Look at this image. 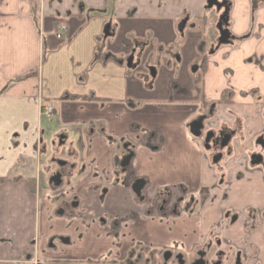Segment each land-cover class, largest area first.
Returning <instances> with one entry per match:
<instances>
[{
    "label": "crops",
    "instance_id": "obj_1",
    "mask_svg": "<svg viewBox=\"0 0 264 264\" xmlns=\"http://www.w3.org/2000/svg\"><path fill=\"white\" fill-rule=\"evenodd\" d=\"M218 1L229 4L231 40L213 49L218 59L201 78L215 73L223 88L183 84L170 65L161 72L168 81L147 86L144 67L123 62L140 44L157 53L178 43L195 65L216 23L206 15L207 0H0V264H117L109 249L85 244L188 252L213 235L264 264V170L249 163L253 154L264 156L255 144L264 140V0ZM41 105L53 108L49 120L60 131L77 137L66 191L42 186L50 156ZM208 112L206 127L232 133L216 165L189 131ZM160 121L173 130L158 133ZM126 146L133 178L145 182L146 209L117 180ZM175 187L183 200L203 190L207 200L190 212L159 213L156 195ZM58 197L76 199L77 208L59 205L55 215ZM130 213L135 218L112 237L104 217ZM228 213L237 217L233 224Z\"/></svg>",
    "mask_w": 264,
    "mask_h": 264
},
{
    "label": "rangeland",
    "instance_id": "obj_2",
    "mask_svg": "<svg viewBox=\"0 0 264 264\" xmlns=\"http://www.w3.org/2000/svg\"><path fill=\"white\" fill-rule=\"evenodd\" d=\"M222 1L221 3L223 4ZM226 10V11H225ZM226 12L227 13V8H225L224 4H223V9L220 12H217L216 8H211L210 10L207 11L206 15L208 17H211L214 19L215 25L213 26V28L207 30V40L204 42V51L201 54V58L199 59V61L195 64V65H190L189 66V58H187V54L182 51L181 45L180 44H175L173 45L171 48H167V49H157V53H154L152 50L149 49L148 45H144L141 46L138 45V47H134L130 52V55L128 56L127 59H123V62L125 64V66L127 65V62L129 61L130 58H132V61L134 62L135 65L138 64L139 62V66H143L144 70H145V75L142 77H140L143 82L147 85L150 86L152 85V83H156L157 84H162L165 80H169L168 79V74L169 73H162L163 72V68L167 67L168 65H170L172 68L177 67L178 71L174 72V74L177 75V78L180 82H182L183 84L187 83L189 80V84H192L191 81L193 82V84H199L201 83L202 80H204L205 84L208 85L210 83V85H219V87H222L220 82L216 81L217 78L214 79V75L212 76H208L207 74L205 75V77L202 79L201 76L204 75V68L205 70L210 69V65L215 63L216 60L218 59V54L214 53L213 49H216L219 45H218V35H219V30L217 28V24L220 20L221 15ZM222 28H226V24L224 22H220ZM179 35H181V31L182 29H180L179 27L177 28ZM213 32L215 33L214 35H216V37L213 35ZM188 53V51H187ZM190 55V54H189ZM184 63H186V65L184 66ZM189 66V68H188ZM214 66V64H213ZM212 66V67H213ZM127 67V66H126ZM137 67V66H136ZM197 70V71H195ZM168 71V70H167ZM152 72L155 74L154 76L152 75ZM218 77V75H217ZM214 79V81H212ZM197 82V83H195ZM177 86V85H175ZM174 89H177L176 87H173ZM223 88V87H222ZM226 90V89H224ZM228 91V90H227ZM228 96H230V92H228ZM41 124H42V130H44V136H43V142L44 145H46L48 147V155L51 158V155L54 154L55 152V147L59 146L58 144V135H62L63 140H62V144L60 146V148L62 150L65 149H69L70 150V159H68V163H72L74 160L76 163H78V152H76V148H75V142H76V136L71 132V131H60L59 128H57L55 120L53 119H45L42 118L41 120ZM160 128L159 130H157L158 133H161V131H164V129H166L167 131H172L174 128L172 125L170 124H166L164 121H160ZM158 129V128H157ZM156 132V131H155ZM158 137V136H157ZM153 138H155L156 140V136H152L151 134L149 136H147V141L150 142L149 144H152L153 142ZM154 140V141H155ZM74 147V149H73ZM120 147V146H119ZM60 149V152H62V150ZM129 147L127 146L128 150ZM56 154V153H55ZM61 159V157H58ZM77 158V159H76ZM131 159V158H130ZM51 160V159H50ZM124 157L121 158L119 166L117 167V180L120 183V185L123 186H131L132 183L136 180L134 179V174H133V168L132 166H128L123 168L122 167V163H123ZM47 161L46 158L42 159V169L43 167L46 165ZM45 169H43V175ZM64 175L66 176V172H64ZM68 175V174H67ZM45 176V175H44ZM66 178L64 180V182L62 183V185L58 188H55V190H68L69 189V185L67 182ZM42 186L44 188L49 187L46 178L43 180ZM168 191L171 193L172 197L173 195L175 196H179L180 194V187H175L174 189H168ZM144 194L146 196V190L143 191ZM165 191H163L164 193ZM163 193H159L158 195H156L154 201V209L157 210V200L158 198H160L162 196ZM144 197V196H143ZM71 200L62 198V197H58L55 199V204L56 209L54 210V214L56 215L58 213L59 209V205L60 208H64L65 205L68 206L69 202ZM150 206V199L145 198V203L142 205V209H146ZM153 208L151 207V210ZM153 211V210H152ZM155 211V210H154ZM70 212H74V214L76 215V213L80 214V210L79 209H71ZM70 212L69 211H65V217L70 216ZM233 218V217H232ZM231 218V220H232ZM125 218H117L115 216H105L104 220L107 223L108 226H113L115 224L116 221H121L124 220ZM230 220V221H231ZM113 228V227H112ZM113 235L116 237L117 233H115V231L111 234V236L113 237ZM149 235L144 234V239L146 241H150L151 237H147ZM83 244V243H82ZM142 244V243H141ZM136 245V244H135ZM130 246L128 243H126L125 245L120 246L117 249H112L108 244L104 243V242H98L96 243H92V244H85V246H87L88 248H94V250H97V253L104 249V251L108 252L106 253L107 256L109 255L110 261H116V262H121L123 260L126 259L129 251H131L132 249H134V246ZM142 247L147 248L145 245H141ZM118 252V255H116L117 257L113 256L112 254L114 252ZM157 250L155 248H150V253H156ZM112 256H111V255ZM91 258H93L94 254L91 255H87ZM86 257V256H85ZM94 260V259H93Z\"/></svg>",
    "mask_w": 264,
    "mask_h": 264
},
{
    "label": "flooded vegetation",
    "instance_id": "obj_3",
    "mask_svg": "<svg viewBox=\"0 0 264 264\" xmlns=\"http://www.w3.org/2000/svg\"><path fill=\"white\" fill-rule=\"evenodd\" d=\"M211 117H212L211 112H208L207 114H203L195 118L193 122H199L202 125L200 136L198 138L202 139L203 149L205 146H208L209 150L207 152H212L213 157L219 154L223 156L224 150L225 151L228 150L227 147L228 145L223 149L221 148V145L225 140V138L227 136L230 137L232 133L224 128H220L218 132H214L213 128L206 127L205 124L209 122ZM62 137H63L62 135H58L59 146L55 147L54 149L55 152L54 154L51 155L49 171L46 178L48 185L54 189L62 185L64 180L71 174L70 170L72 168L71 166H73V165L70 166L68 163V159H70L71 157L70 150L69 149L62 150L60 148L63 140ZM126 148L127 146L124 147V150L127 155L124 156V160L122 163L123 168L128 166L130 161L129 156H131V150L129 149L126 150ZM60 149L62 150V152H60ZM58 157H61V159ZM258 160L260 161V164L257 165L261 166L264 170V156L262 154L251 155L249 159V163L252 165V163L257 162ZM64 172H66V176L64 175ZM58 175L60 176L61 184L58 187H55L53 185V181L55 177ZM134 182L132 183V185L134 184ZM180 194H181L180 196H182L181 198L180 197L174 198L172 197L171 193L168 190L165 191L162 194V196L157 200V211L161 214L167 211H170L172 214H176L179 211V209H181L183 212L184 211L190 212L191 211L190 207L192 206H194V209H196V207H200V206L202 207L204 202H206L208 196L207 191L203 190L196 200L195 199L183 200V196L185 195L182 189H180ZM141 195L143 197V191ZM133 197L136 204L145 203L144 197L142 201H140L134 195ZM182 202H184L185 205L183 206V208L182 207L179 208L178 206ZM77 204L78 203L76 199H71L68 206L65 205V207L77 208ZM117 218H125V219L115 222V224L112 226L113 228L111 227V234L114 231L115 233H117V227L122 223H126L129 220H132L133 218H135V215L130 213L127 216H122ZM226 218H228L229 220H231V218L232 220L234 219L233 222L232 220L230 221V224H233L237 220V217L232 213L226 214ZM103 222H105V220ZM211 237L212 238L208 239L207 241L203 242L202 244L198 245L193 250L188 252L179 251L176 249H162V250H157L156 253H151V254L149 253L148 254L149 256L144 260V263L142 264H257L253 258H250L248 256H243L239 250L233 249V247L222 245L221 240H219V238H217L216 235H213ZM137 246H141V244H136L134 246V249L129 251L125 260L121 262L113 261V263L116 262L117 264H136L138 262L137 261L138 255L133 257L132 259H129V257ZM148 249L150 250V248ZM105 262H109V261H105Z\"/></svg>",
    "mask_w": 264,
    "mask_h": 264
},
{
    "label": "water",
    "instance_id": "obj_4",
    "mask_svg": "<svg viewBox=\"0 0 264 264\" xmlns=\"http://www.w3.org/2000/svg\"><path fill=\"white\" fill-rule=\"evenodd\" d=\"M207 7L209 9L211 8H216L217 12H220L222 9H223V4L220 3L218 0H207ZM226 11V10H225ZM226 12H224L221 17H220V20H219V23H218V27L219 29H221V24L220 22H222L221 20L223 19V17L225 16ZM107 34V32H105ZM230 37H227L225 36L224 34H222L221 32H219V39H218V43L219 44H226L228 43ZM132 62V58L129 59V61L127 62V68L130 67V64ZM152 75L153 72H152ZM202 129V125L199 123V122H193L189 125V131L191 133V135L195 138H198L200 136V131ZM229 139L230 137L227 136L225 138V140L223 141L222 145H221V148H225L227 145H228V142H229ZM207 142V141H206ZM256 145L260 146L262 149H264V140L259 138L256 143ZM204 150L205 151H208L209 150V147L208 146H205L204 147ZM131 158V156H129V159ZM222 158V155H217L215 157L212 158V163L213 164H217ZM259 165L260 164V161L258 160L257 162L255 163H252V165ZM61 184V179H60V176H56L54 181H53V185L55 187H58L59 185ZM145 187V182L143 180H136L134 182V184L131 186V192L133 193V195L138 198L140 201L143 200V197L141 195L143 189ZM234 221V219L232 220V222Z\"/></svg>",
    "mask_w": 264,
    "mask_h": 264
},
{
    "label": "trees",
    "instance_id": "obj_5",
    "mask_svg": "<svg viewBox=\"0 0 264 264\" xmlns=\"http://www.w3.org/2000/svg\"><path fill=\"white\" fill-rule=\"evenodd\" d=\"M223 4H224L225 8H227V11H228L229 4L227 2H223ZM227 20H228V16H227V13H226L225 16L223 17V19L221 20L222 22H224L226 24V27H227ZM217 28H218L219 32H221L222 34H224L227 37H230V35H229L228 31H227V28H222V26H221V29H219L218 24H217ZM229 40H231V37H230ZM108 59H112L114 61H118V58H115V57H109ZM32 75L33 74L31 73V74H29V75H27L25 77H29V76H32ZM156 149H158V147H156ZM149 253H150V250L148 248H144L142 246H137L135 248V250L132 252V254L130 255L129 259H132L133 257L138 255V258H137L138 262L136 264H142V263H144V260L149 256L148 255Z\"/></svg>",
    "mask_w": 264,
    "mask_h": 264
},
{
    "label": "built area",
    "instance_id": "obj_6",
    "mask_svg": "<svg viewBox=\"0 0 264 264\" xmlns=\"http://www.w3.org/2000/svg\"><path fill=\"white\" fill-rule=\"evenodd\" d=\"M63 32H65V27L64 26L59 27L57 34L61 35L63 34ZM53 114H54V111L51 106H47V105L40 106V109H39L40 118L49 119L53 116Z\"/></svg>",
    "mask_w": 264,
    "mask_h": 264
}]
</instances>
